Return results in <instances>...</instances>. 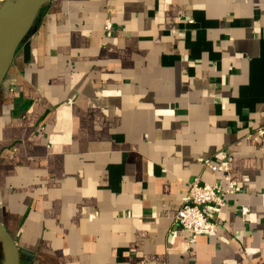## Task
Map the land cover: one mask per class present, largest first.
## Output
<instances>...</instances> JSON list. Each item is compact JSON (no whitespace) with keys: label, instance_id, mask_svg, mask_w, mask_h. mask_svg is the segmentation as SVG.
I'll list each match as a JSON object with an SVG mask.
<instances>
[{"label":"crops","instance_id":"obj_1","mask_svg":"<svg viewBox=\"0 0 264 264\" xmlns=\"http://www.w3.org/2000/svg\"><path fill=\"white\" fill-rule=\"evenodd\" d=\"M263 129L264 0H53L0 88V220L21 264H264ZM223 153L220 230L172 236Z\"/></svg>","mask_w":264,"mask_h":264},{"label":"built area","instance_id":"obj_2","mask_svg":"<svg viewBox=\"0 0 264 264\" xmlns=\"http://www.w3.org/2000/svg\"><path fill=\"white\" fill-rule=\"evenodd\" d=\"M112 21L107 19L106 29L111 30ZM264 133V129L262 131ZM227 155L222 154L218 163L206 159L204 166L215 173H223L220 180L208 182L201 177H196L189 184V189L183 197V204L174 216V222L179 226L171 232L172 236L179 231L190 234L192 239H197L201 234H214L220 230V218L227 206V196L237 192V182L228 173ZM243 213H248V208L243 207Z\"/></svg>","mask_w":264,"mask_h":264},{"label":"water","instance_id":"obj_3","mask_svg":"<svg viewBox=\"0 0 264 264\" xmlns=\"http://www.w3.org/2000/svg\"><path fill=\"white\" fill-rule=\"evenodd\" d=\"M53 0H6L0 7V88L19 47L33 30L40 11ZM0 242L4 264H21L20 247L0 220Z\"/></svg>","mask_w":264,"mask_h":264},{"label":"trees","instance_id":"obj_4","mask_svg":"<svg viewBox=\"0 0 264 264\" xmlns=\"http://www.w3.org/2000/svg\"><path fill=\"white\" fill-rule=\"evenodd\" d=\"M44 7H45V6H44ZM44 7H43V8H44ZM43 8H42V9H43ZM41 11H42V10H41ZM41 11H40V13H39L38 18H39L40 15H41ZM37 21H38V20H37ZM37 21H36V23H37ZM36 23H35V24H36ZM0 251H1V252H0V255H1V262H2V264H4V253H3V248H2V244H1V242H0Z\"/></svg>","mask_w":264,"mask_h":264},{"label":"rangeland","instance_id":"obj_5","mask_svg":"<svg viewBox=\"0 0 264 264\" xmlns=\"http://www.w3.org/2000/svg\"><path fill=\"white\" fill-rule=\"evenodd\" d=\"M31 33H32V31H31ZM31 33H30V34H31ZM28 37H29V36H28Z\"/></svg>","mask_w":264,"mask_h":264}]
</instances>
